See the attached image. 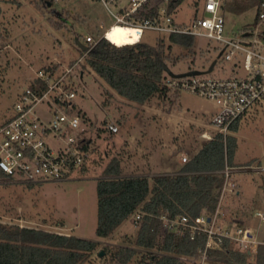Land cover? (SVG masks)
<instances>
[{"label": "rangeland", "instance_id": "1", "mask_svg": "<svg viewBox=\"0 0 264 264\" xmlns=\"http://www.w3.org/2000/svg\"><path fill=\"white\" fill-rule=\"evenodd\" d=\"M11 1L14 0L0 2V125L13 114V105L18 95L44 66L48 67L49 63L58 65V75L65 72L70 63L80 61L81 64L70 74V79L67 78V82L73 81L75 89V97L71 100L74 105L73 114H85L89 122L93 121L98 126L103 119L104 123L113 120L120 132L116 136L108 135L99 140L94 133L87 131L89 122L83 123L81 120L86 136L93 141L86 164L64 180L34 183L31 187L21 179L0 183V222L96 240V179L102 175L105 163L108 164L114 157L131 161V153H135L139 144L150 141L154 144L153 139H159L166 149H172L174 143L176 151L193 153L202 139L199 136L201 132L210 135L214 133L210 121L218 107L209 99L172 89H168L165 98L154 97L137 104L118 96L88 68L82 69L83 60H80L81 53L76 40L85 46L86 36L95 39L98 31L101 32V22L107 23L105 28L114 22L100 3L91 0H58L48 11L38 7L35 0H15L20 6L11 5ZM202 2L203 0L199 1V8ZM59 12L63 13L62 16L58 15ZM194 12L195 8L183 3L174 15V20L178 24H188L194 19ZM59 18L64 19L65 27L53 25ZM254 19V10L238 15L226 14L224 36L231 38L243 29L253 27ZM111 30L121 46L128 39H137V34L129 28L114 25ZM261 31L264 32V25ZM167 37L166 33L144 30L141 43L154 47L159 40H164L167 45ZM197 40L195 49L200 54L203 48L208 47V42V54H218L212 47L220 46L219 43L204 38ZM174 49L176 51L171 60L176 55L183 54L175 46ZM179 58L180 61L175 64L166 59L168 75L185 74L188 62L195 57L189 55ZM204 61L205 57H202L192 66L206 70L212 62L209 64ZM234 64L239 75H242L241 64L236 62L217 63L211 74L217 76L220 74L219 67L224 65V69L228 70ZM46 106L44 101L36 109ZM238 127L236 132L229 134L236 137L232 180L242 192L229 209V215L235 212L239 218H243V209H246L243 205L264 211V200L257 187L264 185V106L250 110L241 123H238ZM145 132L148 136H144ZM117 139H122L125 143L120 145L121 142ZM101 141L107 143L102 145ZM105 152L107 159L104 157ZM184 156L189 158L188 154ZM133 169L132 173H135L136 167ZM245 213H248L245 218L250 217V224H254L251 211ZM137 232L138 226L129 219L115 230L107 242L123 245L128 237L130 241L127 245L133 246ZM99 245V249L104 246L103 243Z\"/></svg>", "mask_w": 264, "mask_h": 264}, {"label": "trees", "instance_id": "2", "mask_svg": "<svg viewBox=\"0 0 264 264\" xmlns=\"http://www.w3.org/2000/svg\"><path fill=\"white\" fill-rule=\"evenodd\" d=\"M200 0H144L139 7L129 15L133 22L143 20H156L159 16V9L165 7L167 14L174 18L183 3L195 8L194 18L202 16V2ZM221 12L225 18L226 14L238 15L249 10H254L257 22L259 0H220ZM2 2V0H0ZM38 7L44 10H51L53 0H35ZM20 3L11 1V5ZM50 4V5H48ZM129 4L125 10L130 8ZM63 9V8H61ZM1 10V7H0ZM62 11V10H61ZM63 13H58L62 16ZM58 28L65 27L64 19L53 22ZM98 31L96 43L91 47L86 41L85 46L78 43V50L83 56L82 69L88 68L93 74L100 77L110 89L118 96L131 102L142 104L154 97L165 98L168 89L166 80L174 74L168 75L165 61L175 64L180 61L179 57L194 56L188 62V72H199L207 74V69H197L192 66L202 57L204 63H211L216 59L217 63H223L220 58L222 47L216 49L215 56L209 55L210 48H203L200 54L196 51L198 37L185 36L180 34H167L169 43L159 40L157 45L152 47L141 43V40L133 45L136 38L128 39L121 46L115 40L113 30H110L107 37ZM205 39V38H204ZM211 41V40H208ZM214 42V41H211ZM200 43V42H199ZM178 54L171 60L176 50ZM86 47V49H82ZM201 49V48H200ZM192 53H188V52ZM198 52V53H196ZM175 54V53H174ZM199 54V55H198ZM217 57V58H216ZM197 60V61H195ZM76 61L70 63L73 66ZM80 63V62H79ZM81 64V63H80ZM203 66H205L202 63ZM79 64L74 68L76 69ZM235 64L228 70L224 65L218 68V77H233L239 75ZM166 67V69L164 68ZM58 65L49 63V66L40 71L48 73L52 79L63 75L64 72L56 74ZM39 72V71H38ZM82 71L80 72L81 75ZM182 74V76L187 75ZM70 74L67 76L70 79ZM214 77V76H213ZM72 81V80H71ZM34 92L41 94L47 90V84L34 77L27 86ZM65 92L73 91L72 82H64ZM178 92V91H177ZM19 96V95H18ZM62 110L68 115H74V105L61 104ZM83 123L89 122L85 114L77 115ZM239 120H236L230 127V132L238 130ZM92 132L95 138L100 137L103 124ZM94 124L89 122L87 131ZM90 132V131H89ZM86 139H90L86 136ZM85 139V141H86ZM92 141V138L90 139ZM94 140V139H93ZM88 146L87 151H90ZM236 151V137L232 134L223 136L214 133L211 140H206L181 169L175 173L147 175H125L121 171L120 159L112 158L102 171V175L96 179L97 194V221L95 236L98 240L106 241L113 236L115 230L126 220L132 219L138 226V232L133 246L127 245L130 239L126 237V244L118 246L104 245L99 249V243L95 240L85 239L74 235L55 233L42 228L20 226L0 222V264H183L182 260L193 257L197 251L203 248L205 243L204 234L197 235L190 240L188 234L177 235L175 231L164 227L165 220H177L181 216L194 219L200 215L209 216L215 210L218 202L220 189L223 185V174L221 171L227 165L234 166ZM15 180L0 169V183ZM33 184H29L31 187ZM262 198H264V185L260 186ZM238 194L229 198L227 208L237 201ZM240 204V203H239ZM241 222L226 219L227 224L232 226L250 224L249 218H245L248 208L243 209ZM246 210V211H245ZM139 216V219L136 217ZM238 217V215H237ZM102 255V256H101ZM209 257L213 258L212 264H264V246H259L254 256L239 252L233 249L226 242L222 250L209 251Z\"/></svg>", "mask_w": 264, "mask_h": 264}, {"label": "built area", "instance_id": "3", "mask_svg": "<svg viewBox=\"0 0 264 264\" xmlns=\"http://www.w3.org/2000/svg\"><path fill=\"white\" fill-rule=\"evenodd\" d=\"M91 1L100 3L114 20L113 25L102 36L111 44L113 43L107 34L114 25L129 28L137 34L135 42L128 45L138 43L144 30L180 34L217 42L222 47L220 58L223 63L241 64L242 75H175L165 82L167 89L186 91L216 104L218 110L210 121L214 133L226 136L230 133L229 127L236 120L253 107L264 106V32L261 31L264 25V0H259L257 22L254 26L243 29L231 38L224 36L225 18L221 12L220 0H205L202 16L184 25L176 23L167 14L165 7L159 9L156 20L133 22L129 15L144 0H130L131 6L124 13L114 10L116 0ZM86 41L92 47L97 40L88 36ZM79 62L67 67L63 75L56 79L39 71L36 76L47 84V90L38 94L26 87L19 94L13 105L12 116L0 126V169L7 175L29 184L59 181L69 178L86 164L90 142L85 137L86 129L81 126L77 115H68L61 108L63 103L70 105L75 97L73 91L65 92L63 85ZM44 101L51 106L52 115L48 120L36 114L37 106ZM104 128L111 134H116L119 130L112 122H107ZM214 133L210 135L203 132L201 137L211 140ZM48 137L57 141V150L48 144ZM181 161L185 163L187 158L182 156ZM221 173L224 181L211 215H200L194 219L181 216L177 220H165L164 227L175 231L177 235L188 234L190 240H194L197 235L205 236L203 248L193 257L183 259V264H212L213 258L208 256L209 251L222 250L226 242L233 249L249 256H254L258 247L264 246V211L254 212V224H227L224 202L237 194L238 187L232 180V167L226 165Z\"/></svg>", "mask_w": 264, "mask_h": 264}, {"label": "crops", "instance_id": "4", "mask_svg": "<svg viewBox=\"0 0 264 264\" xmlns=\"http://www.w3.org/2000/svg\"><path fill=\"white\" fill-rule=\"evenodd\" d=\"M129 4H130V0H116V4H115V7H114V10L116 12H118V11L119 12H123L125 10V8ZM113 23H111L107 28H105L107 26V23L101 22L100 23V28L102 29L101 30V33L104 34V32L107 31L108 28L113 25ZM184 24L185 23H183V25ZM213 69H214V67H213ZM213 69H212V71H213ZM56 73H57V71H56ZM174 75H182V74H174ZM50 107L51 106L47 105L45 108L44 107L43 108H38V109H36V114L40 118H42L44 120H48L51 117V115H52L51 114L52 111H51V108ZM258 108H260V107H253L252 109H255L256 110ZM252 109H250V110H252ZM216 111L214 112V114L216 113ZM249 111L243 117L240 118L239 123H241L242 119L245 118L248 115ZM213 115H212V117H213ZM10 117H8L2 124H4ZM102 122H104V119L102 120ZM109 122H112V123L116 124L113 120H110ZM96 125H97V123L96 124H93L91 126V128L89 129V131L90 132H93L96 129V127H95ZM97 127H98V125H97ZM118 129H119V126H118ZM238 129H239V127H238ZM101 132L102 133H100V137H99L100 139L99 140L104 139L108 135L116 136V135H118V133L120 132V130H118V132L116 134H111V133L107 132L105 130V128H104V131H101ZM203 132H201L199 136H201V134ZM144 134H145L144 136H146L147 135V132H145ZM153 140L155 142L154 144L151 141H150V143H142L141 145L139 144L138 148L136 150H134L135 153H131L132 158H133L131 160L132 162L131 161H128L127 159H126L127 161L121 160V158H120V167H121V171H122L123 174H125V175H128V174H132V175H147V176L151 177V176L158 175V174L175 173V172L179 171L181 169V167L183 166V164H184L180 160L181 157L184 156V154H188L189 157H191L195 152H197L200 149L201 145L206 141L205 139L202 138L201 141L199 143H197V144H199L198 145V149H196L192 153V151H188V152H185V151H176L177 149L175 148V144L174 143L172 144L173 145L172 149H166L164 147V145L159 141V139H153ZM47 142H48V144L54 150H57L58 149V143L52 137H48L47 138ZM101 142H103V141H101ZM119 142H121V143H119L120 145L123 144V143H125L124 140H122V139H120ZM106 143L107 142H103L102 145H104ZM92 145H93L92 142H89V146L91 147ZM129 150H131V149L129 148ZM104 157H106V159L108 158V156L106 155V152L104 154ZM105 164L107 165V162ZM124 166H125V169H124ZM133 167H136L135 173H132L133 170H134ZM104 168L105 167H103L102 170H104ZM127 172H130V173H127ZM257 187L259 188V191L261 192V198H262V190L260 188V185H258ZM241 192L242 191H241L240 187H238L237 188V194L240 195ZM229 200L230 199H227L224 202V209H225V212H226L227 219L230 220V216H229L230 210H229V208H227V204H228ZM262 200H264V198H262ZM243 206H244V208H248V210L251 211V217L252 218H253L254 212H256V211H262V210H256V209L254 210L253 208H251L250 205H243ZM232 215H233V217L231 219L232 221H234V222H241L240 221V218L237 217L238 213L232 212ZM95 241H97L99 244L103 243L104 245H108V246H118V245H116V244H114L112 242H107V240L106 241H99L98 239H96Z\"/></svg>", "mask_w": 264, "mask_h": 264}, {"label": "water", "instance_id": "5", "mask_svg": "<svg viewBox=\"0 0 264 264\" xmlns=\"http://www.w3.org/2000/svg\"><path fill=\"white\" fill-rule=\"evenodd\" d=\"M50 5V4H48ZM82 49H86V47H82ZM216 59L214 61H212V63L210 64L209 68L207 69V73H210L214 67V65L216 64ZM166 69V67H164ZM166 71L169 73V70L166 69ZM200 74L199 72H188L187 75H198ZM102 256V255H101Z\"/></svg>", "mask_w": 264, "mask_h": 264}, {"label": "bare ground", "instance_id": "6", "mask_svg": "<svg viewBox=\"0 0 264 264\" xmlns=\"http://www.w3.org/2000/svg\"><path fill=\"white\" fill-rule=\"evenodd\" d=\"M117 45V44H116Z\"/></svg>", "mask_w": 264, "mask_h": 264}]
</instances>
